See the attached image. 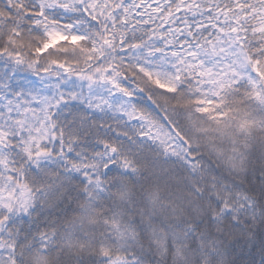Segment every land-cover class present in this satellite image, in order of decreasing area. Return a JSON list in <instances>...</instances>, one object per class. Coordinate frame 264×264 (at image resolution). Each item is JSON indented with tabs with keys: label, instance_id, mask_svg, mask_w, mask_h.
<instances>
[{
	"label": "snow or ice",
	"instance_id": "1",
	"mask_svg": "<svg viewBox=\"0 0 264 264\" xmlns=\"http://www.w3.org/2000/svg\"><path fill=\"white\" fill-rule=\"evenodd\" d=\"M0 264H264V0H0Z\"/></svg>",
	"mask_w": 264,
	"mask_h": 264
}]
</instances>
